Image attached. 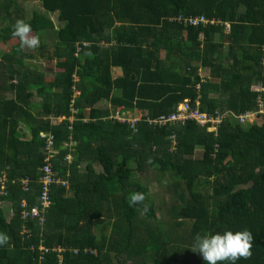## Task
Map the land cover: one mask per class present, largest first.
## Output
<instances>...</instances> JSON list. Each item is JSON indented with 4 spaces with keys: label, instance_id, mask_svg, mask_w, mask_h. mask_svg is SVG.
<instances>
[{
    "label": "trees",
    "instance_id": "trees-1",
    "mask_svg": "<svg viewBox=\"0 0 264 264\" xmlns=\"http://www.w3.org/2000/svg\"><path fill=\"white\" fill-rule=\"evenodd\" d=\"M0 12V231L9 236L0 264L138 263L142 248L155 251L161 264H205L191 250L195 235L225 229L253 236L251 256L235 264H264V117L243 125L234 116L264 101V0H40L39 9L30 0H2ZM198 16L218 23L184 21ZM17 19L30 22L42 58L55 56L53 72L25 68L12 34ZM50 32L54 49L46 43ZM6 54L18 65L16 76ZM114 67L121 75L114 77ZM200 68L207 69L205 81ZM184 100L220 117L216 131L187 120L141 123L134 134L108 114L111 107H138L156 118ZM41 132L53 135L58 150L52 170L62 178L71 173L70 195L64 188L50 192L44 226L19 216L20 200L34 204L41 193ZM172 134L178 152L168 150ZM154 145L162 157H142ZM197 146L202 158L191 157ZM67 155L71 161H63ZM145 163L175 190L166 231L154 224L148 187L132 179ZM204 167L210 168L202 173ZM133 193L145 199L130 205ZM142 228L152 234V247L137 244ZM58 245L65 248L62 259L53 249Z\"/></svg>",
    "mask_w": 264,
    "mask_h": 264
},
{
    "label": "clouds",
    "instance_id": "clouds-1",
    "mask_svg": "<svg viewBox=\"0 0 264 264\" xmlns=\"http://www.w3.org/2000/svg\"><path fill=\"white\" fill-rule=\"evenodd\" d=\"M200 17V16H198ZM208 20L206 23H200L198 25L194 26H200L202 24H207L210 22V19L205 18ZM214 20V19H212ZM218 23L217 20H214V23L210 24H216ZM186 25V24H185ZM224 25H227V23H224ZM32 32V27L30 22H26L23 19H17L15 21V24L13 26L12 34L17 37L20 40L21 47H27L30 49H37L40 46V38L38 36H30L29 34ZM199 37L201 38L202 35L200 34ZM202 69V68H200ZM200 74V73H199ZM204 77L202 76V80L205 81ZM199 86V87H198ZM197 90L200 89V85L198 84L196 87ZM199 101V100H197ZM183 102V101H182ZM181 103V102H179ZM178 103V104H179ZM116 108H123L127 112V115L131 118H138L136 121V128L137 131H134V134L136 132L138 133V128L141 125V123H145L150 127H154L152 125H149L146 121L147 118H151L148 116L146 111H143L142 109L138 107H134L132 109H126L124 106H118V107H111L109 111V118H112V115L114 113V110ZM77 112V111H76ZM238 114V113H237ZM240 114V113H239ZM264 117V116H263ZM75 117H71V120H74ZM88 118H84L85 121H87ZM237 119V118H235ZM117 120V119H114ZM238 120V119H237ZM119 121V120H118ZM239 121V120H238ZM254 120L247 121L245 123H241L243 125L245 124H252ZM121 122V121H119ZM123 123V122H121ZM131 127L128 123H123ZM164 127V126H163ZM132 128V127H131ZM217 129V125H216ZM72 156L67 155L63 161H71ZM56 172V171H55ZM71 173L69 170H67L64 174V178L61 177L59 172H56V178L59 180L58 183H54L52 186V191L57 192L58 188H64L66 189V192L69 193L70 189V178ZM27 200L26 198H22ZM19 203V207L21 204V201ZM37 197L35 198V200ZM145 199L144 195L142 193H133L130 197V205H135L139 202H142ZM36 202V201H35ZM32 204V203H29ZM52 202L50 201L49 207H51ZM19 215H20V208H19ZM45 223V222H44ZM44 223L41 226H44ZM9 241V236L7 233L0 231V246H3L7 244ZM252 241L253 236L252 233L245 229V230H230L225 229L222 232H204V233H197L194 238V245L191 248L193 252H196L200 255L201 259L205 262V264H218V262H225L228 261L230 264H235L237 260L240 258H248L251 256V249H252ZM55 249H60V255L62 251L65 250L64 247L58 245L53 247ZM74 254H77L79 252L78 249H73ZM60 259H62V255L60 256Z\"/></svg>",
    "mask_w": 264,
    "mask_h": 264
},
{
    "label": "rangeland",
    "instance_id": "rangeland-1",
    "mask_svg": "<svg viewBox=\"0 0 264 264\" xmlns=\"http://www.w3.org/2000/svg\"><path fill=\"white\" fill-rule=\"evenodd\" d=\"M2 1V0H0ZM34 6L36 8H40V0H30ZM55 19V17H54ZM55 23L57 24V21H55ZM5 25V22L3 24V20H2V14L0 12V29L1 27ZM50 38L49 40L46 42L47 45L51 46V49L55 48L54 44H55V35L54 33L50 32ZM4 48L0 46V61L2 60V57L4 55ZM38 49H30L27 47H23V51L19 54V57H23L25 59V68H30L31 71H33L35 74L37 73H45L46 75V71H51L53 72L57 67L55 66V63L57 61V59H54L55 56L53 57V59L51 61H48L47 59L42 58V56L39 55L38 53ZM6 60L9 61L7 64L10 67L11 71L14 73L13 68H14V60L12 59V57H10L9 55L6 54ZM226 64L228 63V60L226 61ZM16 64V63H15ZM16 66H18L16 64ZM207 69H199L198 72L200 73L201 76H206L208 77V72L206 71ZM13 75H17V74H13ZM216 81V80H215ZM213 81V82H215ZM8 96H11V94L9 93ZM33 102L34 103H38L41 100L34 97L33 98ZM103 103V102H102ZM100 103L99 106L104 107L105 104ZM106 106H108V104H106ZM86 110V109H85ZM43 114L38 115L39 118H42ZM221 118L218 117V120H220ZM248 125V124H245ZM207 131H212L215 132L216 131V127L212 126L210 127V130ZM137 133V132H136ZM185 138H190V136H187L185 134ZM191 139V138H190ZM167 146H168V150L172 151V152H178V139L175 138H171L170 142H167ZM151 148V146H150ZM157 148V149H156ZM160 146L159 145H154L153 146V152H149V151H144L142 154V157L145 156L146 159L147 158H152L154 157L152 154H156V156H158L159 158L162 157V152L161 149H159ZM160 150V151H158ZM203 148L202 146H197L195 149L194 154L191 155V157L193 158H202L203 155ZM86 163L83 161L81 163V167L84 168V165ZM98 164V163H97ZM96 169L98 168L99 170L102 169L101 165H95ZM82 168V169H83ZM210 167H204V169H201V172L203 173L205 170H209ZM132 179L138 180L140 182V184H144L148 187V191L153 195V200H154V208L156 211V216L154 218V224L158 225L159 224V229H160V225H161V229L166 231V227L164 226V223L167 221L171 220V213H170V206L173 202V200L171 199V194L175 192V190H169V183L171 180H167L164 177L162 178L159 174V171L157 169V167H151L148 164H144V167L142 168L141 171H137L135 170L133 175H132ZM173 181V180H172ZM176 182V180H175ZM177 183V182H176ZM178 191L181 190V186L180 183L178 182ZM4 205L8 206V210L9 207L11 208V204L8 205V203H5ZM7 215H11V211L9 210ZM139 236H137L136 242L137 244H143V245H147L149 247L153 246V241H152V237L150 233H148L144 228H142V230L140 231V233L138 234ZM143 253H146L145 259L143 257ZM137 256V260L138 263L131 261V260H126L127 264H161L160 262V257L158 255H156L155 251H151L150 249H145L142 248V250H140V253ZM192 259V258H191ZM193 260V259H192Z\"/></svg>",
    "mask_w": 264,
    "mask_h": 264
},
{
    "label": "built area",
    "instance_id": "built-area-1",
    "mask_svg": "<svg viewBox=\"0 0 264 264\" xmlns=\"http://www.w3.org/2000/svg\"><path fill=\"white\" fill-rule=\"evenodd\" d=\"M181 19V18H179ZM186 24L198 25L200 23H206L204 17H195V18H185ZM210 23H214V20H211ZM199 87V86H198ZM199 104V101L196 102V105ZM257 115L264 116V101L262 98H258V105L255 110L246 111L240 114H234L235 118L239 120L240 123H245L247 121H252L256 118ZM114 119H117L123 123H128L134 131H137L136 121L138 118H131L127 115V112L123 108H116L112 115ZM187 120H194L201 126H205L206 130H210V127L215 126L221 122V119L209 115L205 112L199 111L197 107H193L189 100H184L183 102L177 104L175 110L168 115H159L156 118H147L146 121L149 125L154 127H163L168 124L183 123ZM208 124V125H206ZM41 137L45 139V145L43 147L44 155V165L42 167L41 173V183L42 189L40 195L37 196L36 202L34 204H29L27 200L22 199L20 204V217L24 220L28 218L33 219L38 222L41 226L45 222L46 209L50 205V192L54 183H58L59 180L56 178V172L52 170V159L58 153L54 145V137L52 134H46L44 132L40 133ZM170 138H175V135L172 134ZM3 184V183H2ZM4 187V186H2ZM24 192L29 191L27 187V182L24 183L23 187ZM44 249L43 247H40ZM54 249V248H53ZM58 253L60 249H55ZM60 256V253H59Z\"/></svg>",
    "mask_w": 264,
    "mask_h": 264
},
{
    "label": "crops",
    "instance_id": "crops-1",
    "mask_svg": "<svg viewBox=\"0 0 264 264\" xmlns=\"http://www.w3.org/2000/svg\"><path fill=\"white\" fill-rule=\"evenodd\" d=\"M112 73H113V75H114V77H117V76H119V75H121V72H120V69H117V68H113V70H112ZM143 111H145L144 109H142ZM88 111H89V108H87L86 109V113H88ZM87 117H88V115H87ZM86 117V118H87ZM25 125H23V124H21V127L22 128H24V129H26L25 127H24ZM27 131H28V128H27ZM22 137H24V138H29V135L27 136V135H25V136H22ZM85 163H87V161H84ZM95 165H98L97 163H94L93 164V166H94V169H95V171L96 172H99L100 170L97 168H95L96 166ZM86 166V164L84 165V167ZM79 167H80V172H83V167H81L80 165H79ZM75 177H76V180H81V178H79V177H77L76 175H75ZM76 180L74 181V182H76ZM71 193L69 192V195H70Z\"/></svg>",
    "mask_w": 264,
    "mask_h": 264
}]
</instances>
